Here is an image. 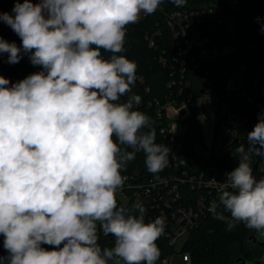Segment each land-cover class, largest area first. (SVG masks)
<instances>
[{
	"label": "clouds",
	"instance_id": "obj_1",
	"mask_svg": "<svg viewBox=\"0 0 264 264\" xmlns=\"http://www.w3.org/2000/svg\"><path fill=\"white\" fill-rule=\"evenodd\" d=\"M162 2L17 0L14 15L0 13L21 40L0 37V54L9 64L27 55L42 69L16 83L0 75V264H157L165 222H146L141 202L119 206L116 193L137 153L150 173L169 165V147L137 108L141 97L128 95L137 64L122 55L127 26ZM247 144L226 181L213 180L218 200L208 210L228 230L242 223L264 236V178L251 167L264 157V114ZM100 233L112 247H101Z\"/></svg>",
	"mask_w": 264,
	"mask_h": 264
},
{
	"label": "trees",
	"instance_id": "obj_2",
	"mask_svg": "<svg viewBox=\"0 0 264 264\" xmlns=\"http://www.w3.org/2000/svg\"><path fill=\"white\" fill-rule=\"evenodd\" d=\"M17 0H0V13H8L14 15L12 9ZM23 3V0H18ZM37 3L38 0H32ZM187 6L202 10L208 7H214L218 12L219 7L223 9V14L232 16L233 24L225 19L221 22V31L216 33L214 28H206L203 22L197 21L194 17L191 20V26L194 30L200 32L201 35L210 36L213 43H218L219 48L223 49L226 45H233V52L228 55L229 67H234L238 62L242 65V69L246 75L248 89H255V97L264 103V0H238V4L228 6L227 0H185ZM164 7V9L161 8ZM171 4L167 0H163L158 10L151 15L144 16L135 24L127 26L125 38L126 51L122 55H126L128 59L137 64V80L132 88V93L141 97V103L137 106L150 118V127L154 131L157 144H165L169 147V165L163 171L159 172L166 177L170 183L167 188L173 184L177 185L181 194V199L187 204H192L196 199L205 193L203 187L195 185L191 187L190 183H183L179 177L183 176L184 167L189 172L204 170L209 172L211 167H215L220 176L232 171L238 166L239 157L236 149L241 144L247 149V133L252 131L254 125L258 122L259 117H253L255 121L246 125L237 127V141L232 142L225 156L220 157L213 154V148L218 138L221 128V104L215 106V125L213 133V141L211 149L205 140L204 130L199 122V114L205 111V107L198 103L200 97L206 87L203 83V75L205 69L203 66H196L194 62L189 61L185 65L183 74L180 71L181 63L189 60V55H178L177 48L174 46L172 32L168 28L166 22V10L171 8ZM214 15H217L215 12ZM218 21V19H215ZM0 37L9 43L15 42L18 47L21 46L20 37L4 22L0 21ZM151 39L154 45H151ZM105 57L110 53L104 52ZM8 54H0V75L9 79L11 83H16L28 75L41 71L40 66H33L27 55H22L19 63L9 64ZM176 82V83H175ZM183 87V92L179 95L178 88ZM174 95L177 100L188 99L189 111L178 121L177 144L171 146L170 137L166 131H162L165 120L156 112V103L164 102L168 96ZM127 96L121 98V102L125 101ZM148 131V129H144ZM229 141L224 142V145ZM209 151V155L204 161L199 160V152L197 148ZM259 147V145H257ZM131 150V149H129ZM178 154V163L173 162L174 154ZM264 157L253 156L251 159V167L253 175L257 178L259 175L257 165ZM144 154L137 153L134 160L130 161L123 174L135 176L139 183L150 182L156 174L150 173L144 163ZM180 161L184 163L179 167ZM136 174V175H135ZM134 180V179H130ZM167 193L166 190L160 191L158 187H153L151 192L143 194V206L146 209V222L161 218L157 204H163V199L159 198V194ZM119 206L131 208L136 203L134 199H130L128 203L123 202L116 196ZM218 200V194L216 195ZM228 215V213H225ZM252 230L246 228L244 224H238L232 230L227 229L224 221L213 218L211 212H207L201 216L198 224L189 232V237L185 242L184 248L189 252L191 264H236L239 256H245L248 263L255 258H263L264 264V246L248 244V236ZM4 237L0 235V256H7L6 250L3 248ZM101 247H112L114 238L99 235ZM160 251V257L157 264H163V259L173 253L174 247L170 244L169 237L163 235L157 240ZM48 250H52L53 246L42 245ZM238 247V253H234V248ZM62 247V245H61ZM255 248L262 250L260 255L252 256ZM237 264H242L238 262Z\"/></svg>",
	"mask_w": 264,
	"mask_h": 264
},
{
	"label": "built area",
	"instance_id": "obj_3",
	"mask_svg": "<svg viewBox=\"0 0 264 264\" xmlns=\"http://www.w3.org/2000/svg\"><path fill=\"white\" fill-rule=\"evenodd\" d=\"M228 6L235 7L238 0H227ZM164 9L163 6H161ZM217 15H214V13ZM223 9L219 7L218 12L214 7L204 8L199 10L187 5L182 7H173L166 10V22L168 28L172 32L174 46L177 48L178 55H189V60H184L181 63L180 71L183 74L185 65L189 61L196 63V66H203L205 69L203 75V83L206 91L198 97V103L207 107V103L211 104V124L215 125V106L221 104V128L218 138L213 148L214 155H220L224 142L232 140L237 136V127L243 126L252 118L260 117L264 114V103L255 97V89H248L246 75L242 69V65L238 62L234 67L228 65V55L231 54L234 48H227V45L220 49L218 43H213L210 36L201 35L200 32L194 30L191 26V20L194 17L197 21L203 22L206 28H214L216 33L221 31V22L228 19V16L223 14ZM145 15H141V19ZM140 19V20H141ZM215 19H218L216 21ZM139 20V21H140ZM151 45H154V40L151 39ZM176 83V82H175ZM183 92V87L178 88V94ZM251 109V112L249 111ZM245 110V112H244ZM189 111L188 99L177 100L174 95H169L164 102L156 103V112L165 120V125L162 131H166L170 137L171 146L177 144V128L178 121ZM242 112V113H241ZM242 114L244 115L242 119ZM254 115V116H253ZM242 119V121H239ZM220 135L222 139L219 140ZM208 146L209 150L212 146ZM207 156L209 151H206ZM179 155L176 153L173 156V162L178 163ZM259 175L257 179L264 178V158L257 165ZM136 175V174H135ZM126 177L125 184L121 190H118V196L123 202L128 203L130 199L143 204V194L150 193L153 187H158L160 191L166 190L167 193H160L159 198L163 199V204H157L161 219L165 222V234L170 239V244L175 246L177 238L189 233L195 227L201 216L204 215L210 207L212 201L216 200L217 183L226 181V174L220 176L215 167H211L209 172L198 170L189 172L184 167L183 176L179 177L183 183H190L191 187L198 185L203 187L205 193L200 195L192 204H187L181 199V194L177 185L173 184L167 188L170 181L161 174H156L150 182L139 183L134 174H123ZM130 179H134L133 181ZM170 256L163 259V264H170ZM191 264V258L189 259Z\"/></svg>",
	"mask_w": 264,
	"mask_h": 264
},
{
	"label": "rangeland",
	"instance_id": "obj_4",
	"mask_svg": "<svg viewBox=\"0 0 264 264\" xmlns=\"http://www.w3.org/2000/svg\"><path fill=\"white\" fill-rule=\"evenodd\" d=\"M227 20L229 21L230 25L232 26V24H233L232 16H228ZM232 47H233V45H231V44L227 45V48H232ZM211 109H212L211 104L207 103L206 110L203 113H200L198 116V118L202 122L203 129L206 133V138H207L208 142H210L212 139V134H211L212 128L209 127V126H211L210 125V123H211ZM244 112H245V110H244ZM243 117H244V115L242 114V119H243ZM242 119H240L239 121H242ZM220 139H222L221 135L219 137V140ZM209 145H210V143L208 144V146ZM197 151L199 152V157H198L199 160L204 161L205 158L207 157L206 151L204 149L199 148V147L197 148ZM188 237H189V233H184L177 238L173 253L169 257L170 258V264H189L190 254L184 248L185 242L187 241ZM237 251H239V249L236 246L234 248V253H238ZM261 252H262V250L260 248H255L251 254H252V256H255V255H260Z\"/></svg>",
	"mask_w": 264,
	"mask_h": 264
},
{
	"label": "water",
	"instance_id": "obj_5",
	"mask_svg": "<svg viewBox=\"0 0 264 264\" xmlns=\"http://www.w3.org/2000/svg\"><path fill=\"white\" fill-rule=\"evenodd\" d=\"M169 2V4H171L173 7H176L173 3L170 2V0H167ZM249 111L251 112V109L249 108ZM255 121L253 118L252 120L248 123V126H250V123ZM239 138L237 136H235L232 140H230L227 144L224 145L223 150L221 152L220 157H223L226 155L227 153V149L229 147V145L234 142L237 141ZM257 166V162L255 163V168ZM248 244L250 247L254 246V245H260V246H264V236H261L260 234L256 233L254 230H252V232L249 234L248 236ZM238 262H242V264H246L248 263L247 259L245 256H239L236 259V264ZM263 262V258H255L253 259L250 263L251 264H262Z\"/></svg>",
	"mask_w": 264,
	"mask_h": 264
},
{
	"label": "crops",
	"instance_id": "obj_6",
	"mask_svg": "<svg viewBox=\"0 0 264 264\" xmlns=\"http://www.w3.org/2000/svg\"><path fill=\"white\" fill-rule=\"evenodd\" d=\"M199 122H200V124H201V126H202V128H203V125H202V122L200 121V119H199ZM210 125L211 126H209V127H211L212 128V130H211V134H212V137H213V133H214V126L210 123ZM204 130V129H203ZM204 135H205V140H206V143H207V145L210 143L211 144V141L210 142H208L207 141V138H206V133H205V131H204ZM212 140V139H211Z\"/></svg>",
	"mask_w": 264,
	"mask_h": 264
}]
</instances>
